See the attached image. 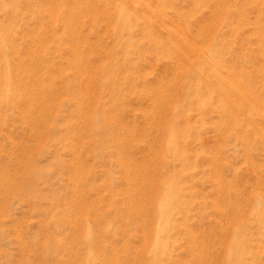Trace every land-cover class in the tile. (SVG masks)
Here are the masks:
<instances>
[{"label": "rangeland", "instance_id": "obj_1", "mask_svg": "<svg viewBox=\"0 0 264 264\" xmlns=\"http://www.w3.org/2000/svg\"><path fill=\"white\" fill-rule=\"evenodd\" d=\"M0 264H264V0H0Z\"/></svg>", "mask_w": 264, "mask_h": 264}]
</instances>
